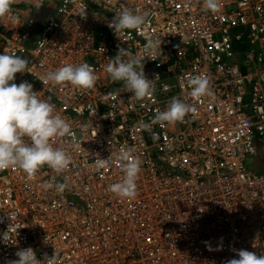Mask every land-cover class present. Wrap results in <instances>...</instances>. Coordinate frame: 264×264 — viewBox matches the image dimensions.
<instances>
[{
	"label": "built area",
	"instance_id": "obj_1",
	"mask_svg": "<svg viewBox=\"0 0 264 264\" xmlns=\"http://www.w3.org/2000/svg\"><path fill=\"white\" fill-rule=\"evenodd\" d=\"M29 2L11 5L15 21L0 18V54L27 58L30 73L10 83H31L69 122L70 134L52 143L70 165L32 178L0 170V264L28 247L40 260L55 254V264H225L240 249L264 254V174L247 167L264 154V0H216L214 10L204 0ZM126 6L147 23L119 38L108 24ZM157 38L161 49L143 61L154 90L134 99L104 66L119 48L139 53ZM67 63H88L94 87L43 85V73ZM193 75L207 79L206 95H190ZM173 97L194 111L140 128ZM121 151L140 162L132 199L109 190L122 179Z\"/></svg>",
	"mask_w": 264,
	"mask_h": 264
},
{
	"label": "clouds",
	"instance_id": "obj_2",
	"mask_svg": "<svg viewBox=\"0 0 264 264\" xmlns=\"http://www.w3.org/2000/svg\"><path fill=\"white\" fill-rule=\"evenodd\" d=\"M12 0H0V18L17 19L11 14ZM42 0H33V7L39 10ZM207 9L214 10L216 0H204ZM146 12L132 7H124L114 12L109 28L117 37L125 30L138 29L147 23ZM161 40L149 39L139 53L132 54L127 48H119L115 57L109 58L104 71L112 82H122L123 90L132 93L134 99H143L154 90V79H149L144 73V58L154 60L152 53L160 48ZM161 49V48H160ZM30 73L27 58L9 54L6 50L0 54V170L17 167L28 178L47 166L60 174L70 165V157L60 146H54L52 141L65 137L71 132L69 122L59 114H54L53 105L42 99L33 91V85L23 81L18 85L14 81L16 73ZM96 75L88 63H67L54 70L42 74L40 81L50 86L70 84L80 89H92ZM188 84L190 95L201 97L209 92L208 81L201 75H193ZM194 111L184 100L173 97L164 110H157L148 123H141L140 128L151 131L153 125L165 123L171 125L184 119L186 114ZM87 125H82V129ZM155 139V134H153ZM82 142V141H81ZM81 147V144H80ZM121 161L122 179L110 185L109 190L117 197L132 199L136 196V180L140 171L138 159H130L129 151L116 154ZM51 186V185H49ZM62 192L66 184L55 185ZM4 240V234L0 237ZM18 259L7 261V264H45L37 259L36 252L31 248L18 249L15 253ZM239 258L225 261V264H264V254L257 255L245 249L237 251ZM47 264H55V254L47 257Z\"/></svg>",
	"mask_w": 264,
	"mask_h": 264
},
{
	"label": "crops",
	"instance_id": "obj_3",
	"mask_svg": "<svg viewBox=\"0 0 264 264\" xmlns=\"http://www.w3.org/2000/svg\"><path fill=\"white\" fill-rule=\"evenodd\" d=\"M58 2L59 0H53ZM29 0H16L12 1L11 5H27L29 4ZM248 169L250 170V166L255 170L253 172L264 174V154L260 152L256 157L252 158L247 162ZM252 171V170H251Z\"/></svg>",
	"mask_w": 264,
	"mask_h": 264
},
{
	"label": "rangeland",
	"instance_id": "obj_4",
	"mask_svg": "<svg viewBox=\"0 0 264 264\" xmlns=\"http://www.w3.org/2000/svg\"><path fill=\"white\" fill-rule=\"evenodd\" d=\"M12 1L14 2V1H16V0H12ZM16 7H17L19 10H21V11L31 9V6H27V5H18V6H16ZM247 167H248V166H247ZM250 170L254 171L255 169L252 168V167L250 166Z\"/></svg>",
	"mask_w": 264,
	"mask_h": 264
}]
</instances>
